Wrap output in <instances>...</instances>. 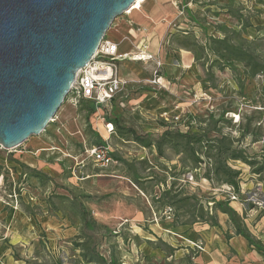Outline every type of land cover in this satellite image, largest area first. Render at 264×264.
Listing matches in <instances>:
<instances>
[{"label":"rangeland","instance_id":"1","mask_svg":"<svg viewBox=\"0 0 264 264\" xmlns=\"http://www.w3.org/2000/svg\"><path fill=\"white\" fill-rule=\"evenodd\" d=\"M184 4L177 2L169 14L168 50L178 51L176 38L187 32L205 45L210 36L221 35L223 25L230 32L240 31L264 55V0H195L181 14ZM129 16H117L104 38L111 39L117 30L127 33L119 23H127ZM162 23L152 28L159 42ZM214 58L207 49L192 68L165 65L163 76L171 83L167 90L150 85L151 64L127 58L125 74L135 75L127 82L136 90L120 93L109 118L157 137L163 113L194 116L200 128L211 114L217 118L224 110V132L232 129L238 136L237 127L248 129L238 146L250 158L264 161L263 78L244 76L240 66L232 71L213 65L214 77L207 80L205 68ZM83 102L74 107L65 98L44 131L14 149L0 147V264H87L77 247L83 224L70 201L73 197L104 226L94 227L92 234L96 250L107 260L114 254L121 264H264V257L247 242L234 239L228 216L212 208L215 201L229 200L248 230L264 243V182L250 165L229 161L241 172L242 190L232 200L228 185L208 179L203 165L191 168L185 155L168 145L162 156L155 147L142 148L120 137L114 124L115 134L109 138L114 162L98 167L83 160V148L95 142ZM29 159L31 168L50 179L37 178L13 161ZM190 196L199 200L195 221L181 203ZM210 216L220 226H213Z\"/></svg>","mask_w":264,"mask_h":264},{"label":"water","instance_id":"2","mask_svg":"<svg viewBox=\"0 0 264 264\" xmlns=\"http://www.w3.org/2000/svg\"><path fill=\"white\" fill-rule=\"evenodd\" d=\"M136 0H0V147L52 122L75 75Z\"/></svg>","mask_w":264,"mask_h":264},{"label":"trees","instance_id":"3","mask_svg":"<svg viewBox=\"0 0 264 264\" xmlns=\"http://www.w3.org/2000/svg\"><path fill=\"white\" fill-rule=\"evenodd\" d=\"M250 24L243 26V29ZM219 36H210L207 38L206 44H200L194 36L187 32L177 36L176 41L180 48L186 49L192 52L194 59L199 61L204 58L205 50L215 57L212 61L214 64H210L205 68V74L207 80H212L214 77L213 65H217L219 70H223L228 67L230 70L235 71L238 66L242 69V74L246 77L254 78L256 76H262V90L264 92V55H261L252 46V42L248 41L242 36L240 31L230 32L226 26H219ZM240 79V76L238 77ZM83 109L86 112V118L93 114L96 110L95 105L91 101L83 102ZM224 110L219 114L217 118L215 115H210L207 122L204 121L203 127L198 128V121L193 116L188 117L195 123L188 129L174 126L172 124H166L161 120L162 132L154 137L151 133H138L136 130L130 127H124L119 124L116 119L112 122L117 128L118 135L127 140H132L143 148L155 147L159 155H163L164 146H171L177 153L185 155V159L190 163L191 168L201 167L203 165L208 179H214L215 181L226 184L233 188L234 192H240L239 177L240 170L233 168L229 161H242L252 167V171L262 176L264 182V161L258 162L254 158L247 156L241 146H238L242 138H245L249 133L248 129L236 128L238 136H234L230 132H224V126L220 123L225 122ZM229 123L230 120H229ZM235 125H233L234 127ZM232 127V125L230 126ZM213 133L210 135V133ZM95 142L88 146L96 145L102 146L104 142L102 138L93 131ZM255 137L254 141H257ZM264 143V138H262ZM240 145V144H239ZM84 149V148H83ZM112 155V154H111ZM205 157L206 160H204ZM115 157V155H112ZM15 161L23 170H29L37 178L50 179L48 176L35 170L24 164L19 160ZM264 191V189H263ZM177 196H174L176 199ZM75 197L71 198V202H75L78 209V215L83 224L81 242L77 243V247L80 250L81 259L87 264H121L118 257L111 254L109 260L102 256L95 246L94 234L92 231L94 227H104L101 224H97L95 220H92L89 216V212L85 209L83 204L76 201ZM179 201V200H178ZM181 203H184L188 207V213L195 221L197 204L199 200L195 196L185 198ZM201 207V206H200ZM203 208V207H202ZM213 210L219 211L228 216L234 230L235 236L243 237L249 246L255 249L262 257H264V243L257 239L246 227L240 214L230 205L229 200H219L213 203ZM213 226H220L214 217L210 216ZM228 238L232 237L228 234Z\"/></svg>","mask_w":264,"mask_h":264},{"label":"built area","instance_id":"4","mask_svg":"<svg viewBox=\"0 0 264 264\" xmlns=\"http://www.w3.org/2000/svg\"><path fill=\"white\" fill-rule=\"evenodd\" d=\"M193 3H195V0H188L181 6L182 10L180 13H183L185 6H191ZM123 58L141 62L154 60L155 66L149 83L158 90L165 88L164 80H162L163 63L160 59L154 58L152 54L144 50H139L134 54H119L117 52V45L111 40L104 38L91 60L76 73L70 91L66 96V101L74 107L85 100L91 101L97 108L110 104L117 95L127 88L128 82L120 76L117 64V61ZM160 117L166 124L182 127L185 130L195 125L188 117L180 115L168 116L167 113H163ZM54 120L53 118L52 121ZM237 122L235 120V123ZM105 129L108 136L115 134L112 122H105ZM102 140L104 142L102 146L92 145L84 147L83 160H90L98 167H107L114 162L111 155L109 137ZM83 162L81 161L80 164H83ZM227 188L231 191V199L236 200L237 197L233 188L230 186H227ZM241 190L242 188H240Z\"/></svg>","mask_w":264,"mask_h":264},{"label":"crops","instance_id":"5","mask_svg":"<svg viewBox=\"0 0 264 264\" xmlns=\"http://www.w3.org/2000/svg\"><path fill=\"white\" fill-rule=\"evenodd\" d=\"M188 0H142L141 7L139 9H132L130 12H126L130 14L128 18V22L119 23V28H125L127 33H121L119 30L114 32L111 36V40L113 43L117 45V52L119 54H134L139 50H144L147 53H150L156 59H160L163 63L162 71L165 68V65H170L177 67L179 69H189L192 68L194 63V57L190 51L183 50L182 48H178L176 50H168L169 39V29L166 24L170 22L169 14L173 11V6L177 7V2L186 3ZM162 21H164L162 23ZM162 23L163 40L158 41V34L154 31L152 32L153 24L158 25ZM156 29H159V26H155ZM160 43V44H159ZM159 44V46H158ZM161 46V47H160ZM179 53V58L176 59L175 54ZM167 57V62H166ZM129 59V58H128ZM127 58H123L117 61L119 74L121 77L133 80L135 75L134 72L128 74L126 71L125 74V65L128 64L126 61ZM133 62L140 63L143 65L151 64L150 74L152 75V71L154 69V60L148 61H136L131 59ZM162 80H164L165 88L160 90H167V85L170 83L167 77L163 76ZM171 84V83H170ZM135 84L130 82L127 84V91L136 90ZM129 88V90H128ZM158 90V89H157ZM120 97V94L117 95L113 101L106 105L101 106L99 108L95 107L96 110L90 117V124L95 133H97L102 139L109 137L106 129L105 122H112L113 119L109 118L110 112L114 109V105L119 104L117 99ZM123 105V103H121ZM113 123V122H112ZM114 124V123H113ZM162 132V127H160ZM22 162V160H19ZM16 163V162H15ZM23 163L29 167H33V162L31 160H23ZM17 164V163H16ZM234 239H238L242 242H247L241 236H235Z\"/></svg>","mask_w":264,"mask_h":264},{"label":"bare ground","instance_id":"6","mask_svg":"<svg viewBox=\"0 0 264 264\" xmlns=\"http://www.w3.org/2000/svg\"><path fill=\"white\" fill-rule=\"evenodd\" d=\"M141 3L142 0H136L127 12H130L132 9H139L141 7Z\"/></svg>","mask_w":264,"mask_h":264}]
</instances>
